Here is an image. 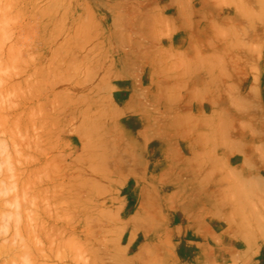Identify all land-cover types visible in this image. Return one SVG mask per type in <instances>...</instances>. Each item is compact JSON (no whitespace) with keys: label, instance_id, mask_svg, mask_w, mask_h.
<instances>
[{"label":"rangeland","instance_id":"1","mask_svg":"<svg viewBox=\"0 0 264 264\" xmlns=\"http://www.w3.org/2000/svg\"><path fill=\"white\" fill-rule=\"evenodd\" d=\"M175 8L195 13L186 18L197 26L114 38L102 28L107 11ZM171 34L196 59L195 113L230 139L244 241L231 260L180 245L175 190L142 199L126 185L134 153L112 101L106 45L114 39L123 54L131 40L156 46ZM258 211L264 0H0V264H264Z\"/></svg>","mask_w":264,"mask_h":264},{"label":"crops","instance_id":"2","mask_svg":"<svg viewBox=\"0 0 264 264\" xmlns=\"http://www.w3.org/2000/svg\"><path fill=\"white\" fill-rule=\"evenodd\" d=\"M194 14L180 8L140 13L107 11L101 22L112 38L115 33L138 30L177 33L197 26L194 19L186 18ZM175 35L156 46L131 40L123 54L121 44L114 39L106 45V59H114L115 64L112 101L134 153L123 173L130 176L128 188L137 190L142 199L146 191L175 190L180 245L186 250L198 249L204 259L220 249L227 261L244 251L240 249L244 241L238 237L243 220L239 199L233 197L228 156L232 151L227 147L230 139L227 142L226 136L217 135L216 120L195 113L196 59L182 43L176 45ZM218 138L224 145L222 157ZM233 207L238 210L233 212ZM258 213V231L264 235V212Z\"/></svg>","mask_w":264,"mask_h":264},{"label":"bare ground","instance_id":"3","mask_svg":"<svg viewBox=\"0 0 264 264\" xmlns=\"http://www.w3.org/2000/svg\"><path fill=\"white\" fill-rule=\"evenodd\" d=\"M3 251V250H2ZM14 255V254H13Z\"/></svg>","mask_w":264,"mask_h":264}]
</instances>
